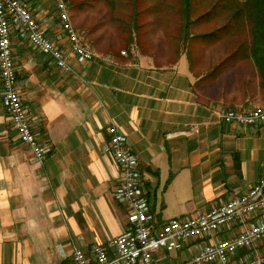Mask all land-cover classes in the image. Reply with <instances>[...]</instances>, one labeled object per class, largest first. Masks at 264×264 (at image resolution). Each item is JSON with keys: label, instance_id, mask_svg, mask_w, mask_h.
I'll return each mask as SVG.
<instances>
[{"label": "crops", "instance_id": "obj_1", "mask_svg": "<svg viewBox=\"0 0 264 264\" xmlns=\"http://www.w3.org/2000/svg\"><path fill=\"white\" fill-rule=\"evenodd\" d=\"M25 2L48 39L67 53L52 1ZM68 14L80 41L95 53L82 63L69 56L71 70L56 67L27 40L11 38L16 88L47 152L37 161L17 139L0 84V169L5 177L0 179V196L6 201L0 208V264H71L74 248L87 250L126 229V207L113 197L119 169L101 151L112 123L137 157L159 224L223 203L255 184L261 172L250 166L252 155L241 160L228 141L222 143L229 124L216 114L223 108L261 105L259 93L237 91L233 77L229 82L224 73L192 70L183 61L185 55L174 63L159 62L152 50L140 47L142 41L124 46L120 41L94 42L92 31L75 27L69 8ZM259 126L264 124L254 128ZM192 143L194 148L188 146ZM222 151L226 154L210 166L208 156ZM260 158L264 160V153ZM188 162L200 167L197 178L189 173L199 197L192 201L184 192L181 211L163 216L151 196L157 188L162 196L172 192ZM252 221L245 218L244 224ZM242 228L240 222L220 227L213 240L235 236ZM208 241L193 239L173 255L166 251L161 264H181ZM253 251L264 253V244Z\"/></svg>", "mask_w": 264, "mask_h": 264}, {"label": "built area", "instance_id": "obj_2", "mask_svg": "<svg viewBox=\"0 0 264 264\" xmlns=\"http://www.w3.org/2000/svg\"><path fill=\"white\" fill-rule=\"evenodd\" d=\"M51 1L68 41L67 53L44 35L25 0H0L1 99L17 139L30 149L37 161L44 159L47 149L30 128L28 112L16 88L12 36L27 40L37 52L49 56L56 67L65 71L71 70L69 56L81 63L95 56L80 43L70 19H65L66 1ZM216 114L222 123L257 126L264 123V103L246 110L224 108ZM106 130L108 140L101 151L119 169L120 181L113 197L126 207L127 227L120 235L104 243H93L87 250L74 248L71 264H160L164 252L180 250L191 240L204 238L209 241L181 264H264V253L253 251L264 244V164L255 184L244 192L201 214L175 217L159 224L151 212L149 192L142 183L137 158L125 146L126 136L113 124ZM245 218L254 221L244 224ZM233 222L243 224L239 233L213 240L220 227Z\"/></svg>", "mask_w": 264, "mask_h": 264}, {"label": "rangeland", "instance_id": "obj_3", "mask_svg": "<svg viewBox=\"0 0 264 264\" xmlns=\"http://www.w3.org/2000/svg\"><path fill=\"white\" fill-rule=\"evenodd\" d=\"M177 1L179 0H162L161 3H158L159 0H73L69 2L68 8L72 21L78 30L93 32L92 36L89 37L92 41H120L122 46L125 45V42L140 44L142 41L143 45H140V47L152 50L159 62L174 63L180 56L185 55L186 58H183V61L189 62L192 70H207L208 68V73H210V70L214 69L222 59L228 56L232 48L226 42L220 40L213 42H203L201 38H197V40L193 38L187 41L179 40L180 21ZM171 5H174V8ZM162 6H166L167 10H160ZM170 8H173V10ZM197 13H201V8L194 11V14ZM212 22H195L196 24L191 28V32L195 34L199 31H206L215 23ZM243 51L245 50H241L236 56L238 59L230 60L232 63L226 65L224 71L217 73H224V79H228L229 82L232 81L233 77L237 91L259 93L260 99L263 101L264 89L261 87L259 89L258 78L253 67L240 57ZM233 70H235V73H233ZM256 103L259 102L256 101ZM233 124H227L228 132L223 136L222 143L228 141L232 149L238 151V157L241 160L252 155L254 161H250V166L259 171L264 164L263 158H260L264 153V126H259L257 129L254 128L257 126L237 125V127H242L238 129ZM256 130H258V133H256ZM188 146L194 148L195 144L192 143ZM225 154V151L215 153L208 156L207 161L210 166H214L216 165L215 160L220 159ZM190 160L188 157L187 161ZM198 171H200V167L190 166L188 162V167L181 172L172 192L167 191L166 195L162 196L160 189L157 188L156 193L151 196L155 209H161L163 216L177 214L182 209L178 203L184 192H186L189 199L196 200L199 197V191L194 187L190 176L193 179L197 178L199 176ZM185 205L189 206V204ZM173 254H176V251H171L170 255Z\"/></svg>", "mask_w": 264, "mask_h": 264}, {"label": "trees", "instance_id": "obj_4", "mask_svg": "<svg viewBox=\"0 0 264 264\" xmlns=\"http://www.w3.org/2000/svg\"><path fill=\"white\" fill-rule=\"evenodd\" d=\"M65 1L69 6V2L73 0ZM161 2L162 0H159L158 3ZM166 6L160 7V10H167ZM171 6L174 8V5ZM177 6L180 21L179 40L187 41L193 38L196 40L201 38L203 42L220 40L232 48L228 56L222 59L211 70L212 72L221 73L241 50H245L240 57L250 63L257 75L259 86L264 89V0H179ZM197 8H201V13L194 14ZM195 22H212L213 26L206 31L193 34L191 28Z\"/></svg>", "mask_w": 264, "mask_h": 264}, {"label": "bare ground", "instance_id": "obj_5", "mask_svg": "<svg viewBox=\"0 0 264 264\" xmlns=\"http://www.w3.org/2000/svg\"><path fill=\"white\" fill-rule=\"evenodd\" d=\"M57 12L55 11V14H56ZM65 19H70L69 18V14H68V6H67V9L65 10ZM70 25H72L73 26V24H72V22L70 21ZM74 27V26H73ZM75 29V28H74ZM75 31H76V29H75ZM76 33H77V31H76ZM44 35H46L45 33H44ZM78 35V34H77ZM13 36H15V35H13ZM12 36V37H13ZM78 38H79V36H78ZM79 41H80V39H79ZM80 43L82 44V45H84L81 41H80ZM85 46V45H84ZM86 47V46H85ZM86 48H88V47H86ZM89 50H90V52L92 53V54H95L94 52H92V50L90 49V48H88ZM12 56H13V53H12ZM13 71L16 73V68H15V66H13ZM224 109V108H223ZM221 110V109H220ZM221 122V121H220ZM222 123V122H221ZM116 128H118L114 123H112ZM224 124H226V123H224ZM237 125V124H236ZM109 126V125H108ZM30 128H31V126H30ZM32 129V128H31ZM119 129V128H118ZM125 146H126V143H125ZM126 148H127V146H126ZM127 150H129L128 148H127ZM130 151V150H129ZM131 152V151H130ZM132 153V152H131ZM133 154V153H132ZM137 158V157H136ZM137 160V159H136ZM137 162H138V160H137ZM138 169H139V165H138ZM140 171V170H139ZM141 173V172H140ZM119 181H120V173H119ZM142 183H143V185H144V187H145V181L143 180L142 181ZM146 188V187H145ZM244 192V191H243ZM239 193H242V192H239ZM211 207H213V206H211ZM210 207V208H211ZM209 208V209H210ZM152 212V211H151ZM205 212V211H204ZM152 214H153V216H154V213L152 212ZM180 217H183V216H180ZM154 219H156V218H154ZM156 221V220H155ZM156 223H157V221H156ZM120 235V234H119ZM118 236V235H117ZM114 237H116V236H114ZM114 237H112V238H114ZM112 238H109V239H112ZM108 239V240H109ZM107 241V240H106ZM93 243H98V242H93ZM93 243H91V244H93ZM82 249V248H81ZM171 251H178V250H171ZM170 251V252H171ZM163 255V254H162ZM161 255V256H162ZM160 256V257H161ZM186 262V261H185ZM184 263V262H183ZM160 264H161V261H160Z\"/></svg>", "mask_w": 264, "mask_h": 264}, {"label": "clouds", "instance_id": "obj_6", "mask_svg": "<svg viewBox=\"0 0 264 264\" xmlns=\"http://www.w3.org/2000/svg\"><path fill=\"white\" fill-rule=\"evenodd\" d=\"M3 178H5L4 172L2 169H0V179H3ZM5 205H6L5 199L2 196H0V208H3Z\"/></svg>", "mask_w": 264, "mask_h": 264}]
</instances>
